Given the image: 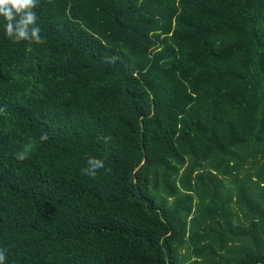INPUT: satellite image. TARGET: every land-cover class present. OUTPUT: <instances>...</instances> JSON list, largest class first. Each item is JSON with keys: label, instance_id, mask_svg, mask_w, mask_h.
I'll return each instance as SVG.
<instances>
[{"label": "trees", "instance_id": "16d2710c", "mask_svg": "<svg viewBox=\"0 0 264 264\" xmlns=\"http://www.w3.org/2000/svg\"><path fill=\"white\" fill-rule=\"evenodd\" d=\"M33 11L39 43L0 18L3 264H264V0Z\"/></svg>", "mask_w": 264, "mask_h": 264}, {"label": "clouds", "instance_id": "9594fccd", "mask_svg": "<svg viewBox=\"0 0 264 264\" xmlns=\"http://www.w3.org/2000/svg\"><path fill=\"white\" fill-rule=\"evenodd\" d=\"M36 0H0V18L3 20V30L7 37L13 41L30 40L36 43L41 41V28L37 24V13L33 11ZM21 156L26 155L21 151ZM92 168L103 166L101 160L89 158ZM82 172H85L83 169ZM94 176V171L86 172ZM8 256V249L0 244V264Z\"/></svg>", "mask_w": 264, "mask_h": 264}, {"label": "rangeland", "instance_id": "374dc122", "mask_svg": "<svg viewBox=\"0 0 264 264\" xmlns=\"http://www.w3.org/2000/svg\"><path fill=\"white\" fill-rule=\"evenodd\" d=\"M170 201H171V198L168 199V202H170ZM189 253L190 252L188 249V245L186 243L178 248V255H179L181 261H183V262L188 260L187 258L190 255Z\"/></svg>", "mask_w": 264, "mask_h": 264}]
</instances>
